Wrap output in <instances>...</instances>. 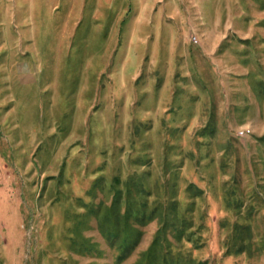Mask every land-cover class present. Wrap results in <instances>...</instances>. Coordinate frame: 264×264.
I'll list each match as a JSON object with an SVG mask.
<instances>
[{
    "label": "rangeland",
    "instance_id": "1",
    "mask_svg": "<svg viewBox=\"0 0 264 264\" xmlns=\"http://www.w3.org/2000/svg\"><path fill=\"white\" fill-rule=\"evenodd\" d=\"M233 3L0 0V264H264V0Z\"/></svg>",
    "mask_w": 264,
    "mask_h": 264
},
{
    "label": "crops",
    "instance_id": "2",
    "mask_svg": "<svg viewBox=\"0 0 264 264\" xmlns=\"http://www.w3.org/2000/svg\"><path fill=\"white\" fill-rule=\"evenodd\" d=\"M234 3L233 5H236V0H233ZM239 5V7L237 9L240 8V3L237 4ZM237 7V6H236ZM231 10V8H230ZM240 11H239V15L234 16L229 19L230 23H231V31L236 32V20L237 18L240 16ZM227 20H223V22H219V26L220 27H225L227 22ZM222 30V29H221ZM250 37H245L240 39V44L239 41L237 42L238 45V52L236 53V55L239 57V63L241 64V66H243V70L242 72L244 74H239V78L242 79H246L249 80L251 82L250 84V88L251 89H260L264 91V72L260 71V69H264V62L259 63V58L258 56H255V52L257 53L256 49L253 48V46L251 44H254L255 41H252V39H249ZM252 38V37H251ZM226 39V37H225ZM224 40V39H223ZM222 40V41H223ZM231 41V40H230ZM234 41V40H232ZM262 43V54L264 55V40L261 41ZM256 47V46H255ZM255 58V59H254ZM263 109H264V97H263Z\"/></svg>",
    "mask_w": 264,
    "mask_h": 264
}]
</instances>
